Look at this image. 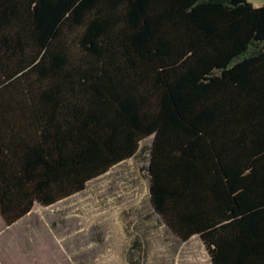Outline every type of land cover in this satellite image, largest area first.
I'll return each mask as SVG.
<instances>
[{
  "label": "trees",
  "instance_id": "16d2710c",
  "mask_svg": "<svg viewBox=\"0 0 264 264\" xmlns=\"http://www.w3.org/2000/svg\"><path fill=\"white\" fill-rule=\"evenodd\" d=\"M5 138L43 207L147 155L168 230L264 264V3L0 0Z\"/></svg>",
  "mask_w": 264,
  "mask_h": 264
},
{
  "label": "rangeland",
  "instance_id": "374dc122",
  "mask_svg": "<svg viewBox=\"0 0 264 264\" xmlns=\"http://www.w3.org/2000/svg\"><path fill=\"white\" fill-rule=\"evenodd\" d=\"M261 7L264 0H248ZM147 141L144 144H149ZM138 154L51 207L35 200L25 142L0 147L1 264H212L198 237L181 242L153 212Z\"/></svg>",
  "mask_w": 264,
  "mask_h": 264
},
{
  "label": "crops",
  "instance_id": "0c3cea01",
  "mask_svg": "<svg viewBox=\"0 0 264 264\" xmlns=\"http://www.w3.org/2000/svg\"><path fill=\"white\" fill-rule=\"evenodd\" d=\"M4 143V141H2L1 139H0V147H1V144H3ZM1 264V263H0Z\"/></svg>",
  "mask_w": 264,
  "mask_h": 264
}]
</instances>
